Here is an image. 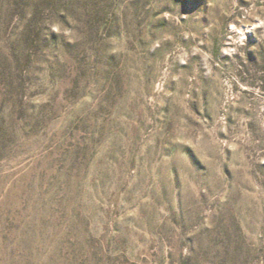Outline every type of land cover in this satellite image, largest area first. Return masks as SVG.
I'll return each mask as SVG.
<instances>
[{"label":"rangeland","instance_id":"374dc122","mask_svg":"<svg viewBox=\"0 0 264 264\" xmlns=\"http://www.w3.org/2000/svg\"><path fill=\"white\" fill-rule=\"evenodd\" d=\"M0 264H264V0H0Z\"/></svg>","mask_w":264,"mask_h":264}]
</instances>
